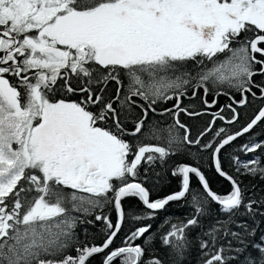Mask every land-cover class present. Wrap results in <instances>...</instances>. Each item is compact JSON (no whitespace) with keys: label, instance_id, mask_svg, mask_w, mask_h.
<instances>
[{"label":"snow or ice","instance_id":"obj_1","mask_svg":"<svg viewBox=\"0 0 264 264\" xmlns=\"http://www.w3.org/2000/svg\"><path fill=\"white\" fill-rule=\"evenodd\" d=\"M258 75L264 0H0V264H166L157 240L167 264H185L197 229L198 264H264V196L246 199L222 158L264 124V105L237 131L216 127L264 101ZM198 95L203 109L183 104ZM221 95L230 103L209 111ZM181 114L212 119L194 135ZM262 148L253 138L238 151ZM206 158L231 185L226 194L210 187ZM228 164L264 180L259 155L229 154ZM173 181L179 190L153 198ZM132 200L144 211L126 210ZM171 202H186L189 218L166 217L159 237L142 224L115 245L126 220H155ZM211 203L226 219L205 229ZM85 224L98 226L100 244L85 242L87 228L81 239Z\"/></svg>","mask_w":264,"mask_h":264},{"label":"trees","instance_id":"obj_2","mask_svg":"<svg viewBox=\"0 0 264 264\" xmlns=\"http://www.w3.org/2000/svg\"><path fill=\"white\" fill-rule=\"evenodd\" d=\"M254 79L257 82H259L262 79H264V77H261L258 75ZM253 91H257V90L253 89ZM231 94L236 96L237 99H239V93H236L235 91H233ZM190 95L191 93L189 92V96ZM200 95H202V92ZM200 95H198L195 100L185 98L183 100V104L185 106L189 104H195L197 106V110L203 109L204 105L201 103ZM257 95H259L258 92H257ZM212 98L213 97L211 95L208 96L209 101H211ZM249 99L250 100L252 99L251 96H249ZM173 103L174 101H170L167 104H161L158 107L157 111H161L164 107H171ZM228 103H230L229 98L227 96L221 95L218 98L217 108L209 110V111H215L219 107H223L227 105ZM262 105H264V101L256 100L255 102L249 104L247 108L238 109V111L241 113L240 122L238 124L233 125V126H228V125H225L224 122L217 120L216 127L218 128V127L224 126V127H228L231 131H237L239 130L241 126L246 124L253 117L255 110ZM136 111L139 112V109H136ZM224 114L226 115V117H229L231 115L230 112H226ZM149 118L150 120L164 119L165 123H171L170 117L161 118L158 116H153V114L150 113ZM211 119L212 117L210 115H205L203 117H197V118H188L184 116L183 114H181V120L192 126V132L194 135L199 130H202L204 127H206L208 122ZM211 135L212 134L210 133L209 137H206V139L211 138ZM253 138L255 139V141L264 140V124H260L256 126L250 133L245 134V136L243 137H239L236 141L232 142L230 146H226L225 150H222V158L224 159L225 170L228 171L230 175L237 176V178L242 181V187H245L247 189L246 199L252 196H255L256 198L264 196V180L260 179L259 176H257L256 178H252L250 176H238V174L235 172V169L232 167H229L228 155L230 154V155L239 156L241 160H250L253 158V155H259L262 158H264V148L258 150L257 153L255 154L249 153L247 155L238 151L241 145L248 143L250 139H253ZM202 164H203L202 171H204L206 177L208 178L209 185L213 191H216L218 194L223 195L231 190V185L224 178L219 177L215 173L214 167L211 166L210 158H206L202 162ZM192 183L194 187H199L198 180L196 178L193 177ZM173 190H179L178 185L175 181H173L171 185H167L163 189L154 192L153 198L166 195L170 191H173ZM125 207H126V210L131 208L132 210L136 212L144 211V206L141 203H139L137 200H132L130 203H127ZM209 207H210V211L212 212V215H209L203 219L205 229H207L216 219H221V220L226 219V217L220 213L218 205H216L215 203H211ZM261 210L264 211V209H261ZM192 211L193 210L188 206L186 202H171L167 206V209L165 211H161L157 214V218L155 220H151V221L145 220V221H140L136 223H133L130 220H126L123 230L120 234V239H117V241L115 242V245H119L121 243V239L123 238L124 234L128 233L130 230H134L136 227H139L142 224L151 223L152 224L151 231L157 232L158 226L164 221L166 217H171L172 222H177V218L179 220H185L186 218H189V214ZM240 211L243 212L244 209L241 208ZM114 219H115V216L113 214V220ZM235 219L237 221H246L248 224L255 226L253 224V221L249 219L247 216L237 215ZM256 219L259 221V229L257 231V238H258L260 234L264 233V217L258 215ZM83 228H87L88 232L91 234L89 235L88 239L85 241L86 243L94 242L96 244H100L102 242V235L99 232L98 226L93 227L92 225H87V224L81 225L77 229L78 232H81V239L84 238L82 231H81ZM167 230H168L167 227L161 229L159 232H157V236L159 237V235H162L163 232H166ZM233 230H238V229H236L235 226H233ZM199 231L200 230L197 229L196 231H193L190 234L189 238L192 240L193 246L191 248V252L189 254L188 259L185 261V264H198L199 253H198V246L196 243V236ZM139 242L140 241H137V243ZM156 247L158 249V252L156 253V255H160L164 257L166 259V264H167V250L160 248L158 240L156 243ZM100 259H101L100 256H96L93 259L92 264H100Z\"/></svg>","mask_w":264,"mask_h":264}]
</instances>
